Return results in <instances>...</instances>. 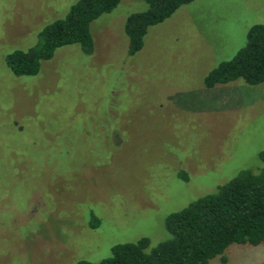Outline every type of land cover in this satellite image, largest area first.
Segmentation results:
<instances>
[{"label": "rangeland", "instance_id": "374dc122", "mask_svg": "<svg viewBox=\"0 0 264 264\" xmlns=\"http://www.w3.org/2000/svg\"><path fill=\"white\" fill-rule=\"evenodd\" d=\"M76 0H0V264L99 262L119 243L164 240L166 216L257 171L264 82L204 87L264 23V0H193L128 53L120 0L90 23L94 49L58 47L34 75L5 62ZM97 225H90L93 217ZM210 264H264V243Z\"/></svg>", "mask_w": 264, "mask_h": 264}, {"label": "trees", "instance_id": "16d2710c", "mask_svg": "<svg viewBox=\"0 0 264 264\" xmlns=\"http://www.w3.org/2000/svg\"><path fill=\"white\" fill-rule=\"evenodd\" d=\"M147 8L130 13L124 30L128 53L139 51L149 27L170 17L181 5L193 0H144ZM120 0H76L64 17L46 24L37 41L27 49L16 48L5 56L13 74H37L41 61L63 45L77 43L89 54L94 49L90 23L112 11ZM241 79L246 84L264 82V23L250 26L245 44L229 59L222 60L204 77L206 88ZM257 171L243 169L214 192L205 194L165 218L168 236L154 246L147 237L112 247L99 262L80 259L77 264H210L232 243H264V149L259 152ZM93 217L90 225L97 223Z\"/></svg>", "mask_w": 264, "mask_h": 264}]
</instances>
